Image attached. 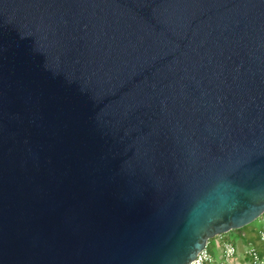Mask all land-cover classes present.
I'll return each mask as SVG.
<instances>
[{
  "label": "water",
  "instance_id": "95a60500",
  "mask_svg": "<svg viewBox=\"0 0 264 264\" xmlns=\"http://www.w3.org/2000/svg\"><path fill=\"white\" fill-rule=\"evenodd\" d=\"M264 215V0H0V264H191Z\"/></svg>",
  "mask_w": 264,
  "mask_h": 264
},
{
  "label": "crops",
  "instance_id": "0c3cea01",
  "mask_svg": "<svg viewBox=\"0 0 264 264\" xmlns=\"http://www.w3.org/2000/svg\"><path fill=\"white\" fill-rule=\"evenodd\" d=\"M233 235L236 241L232 240L229 236H220L209 242L208 250L215 259V262L212 264H218L222 259L221 245L224 242H232L238 248V253L232 260V264H251L250 259L246 256V249L249 243L254 244L260 250L261 254L264 255V245L260 241L258 230L246 226L243 229L233 232Z\"/></svg>",
  "mask_w": 264,
  "mask_h": 264
},
{
  "label": "built area",
  "instance_id": "2783aa9c",
  "mask_svg": "<svg viewBox=\"0 0 264 264\" xmlns=\"http://www.w3.org/2000/svg\"><path fill=\"white\" fill-rule=\"evenodd\" d=\"M260 241L264 245V228L258 232ZM222 247V259L218 264H232V260L238 253L237 246L232 242H224ZM246 256L250 259L251 264H264V255L252 243H249L246 249ZM215 262L214 257L208 250V246L204 248L197 258L191 264H212Z\"/></svg>",
  "mask_w": 264,
  "mask_h": 264
},
{
  "label": "rangeland",
  "instance_id": "374dc122",
  "mask_svg": "<svg viewBox=\"0 0 264 264\" xmlns=\"http://www.w3.org/2000/svg\"><path fill=\"white\" fill-rule=\"evenodd\" d=\"M247 227L253 228L258 230V232L264 228V218H260L256 221H254L252 224L248 225ZM231 235V236H230ZM227 236H229L232 240L236 241L235 236L233 235V232L228 234ZM259 236V235H258Z\"/></svg>",
  "mask_w": 264,
  "mask_h": 264
},
{
  "label": "trees",
  "instance_id": "16d2710c",
  "mask_svg": "<svg viewBox=\"0 0 264 264\" xmlns=\"http://www.w3.org/2000/svg\"><path fill=\"white\" fill-rule=\"evenodd\" d=\"M262 218H264V215L262 216ZM235 231H237V230H235ZM235 231H231L230 233L235 232ZM230 233H228V234H230ZM228 234L222 235L221 237L227 236Z\"/></svg>",
  "mask_w": 264,
  "mask_h": 264
}]
</instances>
